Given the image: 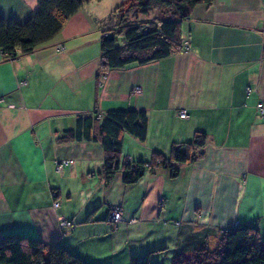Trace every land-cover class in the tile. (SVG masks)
Segmentation results:
<instances>
[{"label":"crops","instance_id":"crops-1","mask_svg":"<svg viewBox=\"0 0 264 264\" xmlns=\"http://www.w3.org/2000/svg\"><path fill=\"white\" fill-rule=\"evenodd\" d=\"M121 1L86 0L31 51L0 50V234L59 241L94 264H128L148 247L213 237L233 221H255L264 236V116L256 107L264 98V0L197 3L181 23L185 49L108 68L99 21ZM34 8L35 0H0L4 18L23 21ZM131 107L146 111V134L124 132L122 155L168 154L173 140L201 129L203 156L178 163L176 177L158 167L124 184L120 172L106 182L99 171V142L55 140L77 114ZM115 204L136 220L111 229L104 215ZM63 217L73 226L61 227Z\"/></svg>","mask_w":264,"mask_h":264},{"label":"trees","instance_id":"trees-1","mask_svg":"<svg viewBox=\"0 0 264 264\" xmlns=\"http://www.w3.org/2000/svg\"><path fill=\"white\" fill-rule=\"evenodd\" d=\"M86 0H35V8L23 21L0 16V50L8 57L31 51L51 38L65 19ZM212 0H122L99 21V47L102 63L120 68L129 63H143L183 49L181 23L197 3ZM157 10L153 17H147ZM264 42V39H263ZM80 113L74 124L55 136L57 142L97 141L103 148L99 170L105 181L120 172L124 184L138 181L145 170L166 168L170 177L179 173L178 163H192L203 156L207 138L196 129L188 140H173L169 153L158 148L148 157L129 158L121 154L124 132L144 139L147 113L141 108H110ZM196 149V150H194ZM109 208L104 215L106 220ZM69 219V218H67ZM107 222V220H106ZM108 223V222H107ZM109 224V223H108ZM109 224L111 229H116ZM73 224L71 223L72 227ZM66 227V226H64ZM153 245V244H152ZM0 264H94L59 241L43 242L19 232L0 234ZM128 264H264V236L255 221L236 222L220 227L213 237L191 234L182 246L148 247L145 254L131 255Z\"/></svg>","mask_w":264,"mask_h":264},{"label":"built area","instance_id":"built-area-1","mask_svg":"<svg viewBox=\"0 0 264 264\" xmlns=\"http://www.w3.org/2000/svg\"><path fill=\"white\" fill-rule=\"evenodd\" d=\"M183 48L185 49L187 46H188V42H187V39H184L183 40ZM60 46V44H59ZM135 89L138 90V87H135ZM256 107H257V110L259 112V114L261 116H264V98H261L257 104H256ZM177 115L180 116V117H186L188 115L187 111H186V108L185 107H179L178 110H177ZM69 159H63L61 161H56V167H58L61 163L63 162H68ZM116 210L115 211H111L110 213L108 212L107 214V217H108V220H112L114 222V224L112 223V226H116L117 222L119 220H124L125 219V216L122 215L121 213V207L120 206H116ZM132 219V218H131ZM71 220L70 219H67L66 217H63V218H60L59 219V225L61 227H64V226H71ZM233 223H236L235 221H233Z\"/></svg>","mask_w":264,"mask_h":264},{"label":"rangeland","instance_id":"rangeland-1","mask_svg":"<svg viewBox=\"0 0 264 264\" xmlns=\"http://www.w3.org/2000/svg\"><path fill=\"white\" fill-rule=\"evenodd\" d=\"M157 13V10H152L149 14H147V17H153L155 14ZM60 46H61V44H60ZM59 46V47H60ZM134 90H137V89H135L134 88ZM258 111V110H257ZM259 113V112H258ZM170 180H166V184H171V182H169ZM116 206H119V205H117V204H115V205H112V206H110L109 207V213L111 212V211H115L116 210ZM121 213H122V215H125V214H123V209H122V207H121ZM109 215V214H108ZM109 217V216H108ZM108 217L106 218V220H107V222L110 224V225H112V223L114 224V222L111 220H108ZM132 218V219H131ZM136 220V218H135V216H131V217H125V219L124 220H119L117 223L119 224V222L121 223V222H123V221H126V222H132V221H135ZM177 221V220H176ZM72 222V221H71ZM112 222V223H111ZM58 224H59V220H58ZM72 224H73V222H72ZM117 226V225H116ZM116 226H113L114 228L116 227ZM150 230V228L149 229H147V230H145V231H149ZM137 234L136 233H132L131 234V236H136ZM148 234L147 233H142V235H141V238L143 239V238H145V236H147Z\"/></svg>","mask_w":264,"mask_h":264},{"label":"water","instance_id":"water-1","mask_svg":"<svg viewBox=\"0 0 264 264\" xmlns=\"http://www.w3.org/2000/svg\"><path fill=\"white\" fill-rule=\"evenodd\" d=\"M235 222H238V221H235ZM233 223V222H232Z\"/></svg>","mask_w":264,"mask_h":264}]
</instances>
